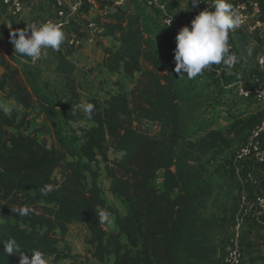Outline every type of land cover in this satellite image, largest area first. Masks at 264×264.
Listing matches in <instances>:
<instances>
[{"label": "trees", "instance_id": "1", "mask_svg": "<svg viewBox=\"0 0 264 264\" xmlns=\"http://www.w3.org/2000/svg\"><path fill=\"white\" fill-rule=\"evenodd\" d=\"M238 1L247 0H229L233 7ZM252 1L259 4L264 21V0ZM132 2L134 12L131 0L123 8L98 2L104 14L93 22L104 28L100 38L115 41L104 48L102 67L114 73L116 86L122 77L130 88L87 98L94 105L91 119L82 109L71 111L82 104L86 88L77 78L76 48L63 42L53 53L55 72L67 93L56 110L54 98L38 85L34 67L22 62L0 37V87L15 102L9 113L0 110V264H19L17 255L3 253L2 244L9 238L29 256L34 249L42 251L51 264L74 260L67 240L74 224L86 229L97 264L219 263L217 238L223 220L209 214V205L220 191L211 176L212 157L225 136L216 128L218 121L202 110L204 93L197 80L175 72V61L145 24L143 6ZM82 25L78 18L70 28L84 38ZM234 37L242 47L250 38L262 41L258 34ZM36 110L52 126L51 143L39 136L41 128H31L30 115ZM57 113L66 123H85L78 127L80 138L60 130ZM263 119L264 110L249 123L260 125ZM99 159L108 191L123 212L108 202L100 185L95 166ZM160 173L162 186L157 184ZM45 185L53 186L46 196L40 192ZM25 205L31 209L28 215L13 211ZM104 208L115 223L110 233L108 223L100 224L97 216Z\"/></svg>", "mask_w": 264, "mask_h": 264}, {"label": "rangeland", "instance_id": "2", "mask_svg": "<svg viewBox=\"0 0 264 264\" xmlns=\"http://www.w3.org/2000/svg\"><path fill=\"white\" fill-rule=\"evenodd\" d=\"M69 4L73 3L75 0H66ZM140 1V0H139ZM165 4L168 8L169 15L173 16L174 23L176 28L181 29L183 26H189L192 19H194L195 15L199 13L200 8L203 7V4L205 5L207 2H212V0H200L203 4H200L197 8H194L191 10L188 0H164ZM142 5V3H140ZM52 5L55 8V4L52 0ZM142 12L144 14V20L145 24L148 27L151 34L156 38L157 42L164 48L166 51V54L171 57V59H174V49L176 47V41L175 36L177 35V32L175 30H171L165 27L164 24V16L160 13H157L155 8H151L148 5H142ZM202 10H204L202 8ZM2 13L6 15L7 11L6 9H1ZM55 11V10H54ZM54 14V13H53ZM82 16V13L79 11L77 17H75V20H77L79 17ZM9 18L10 15H9ZM14 21L21 22L22 17L19 18H12ZM29 23V22H28ZM26 23V24H28ZM89 24V23H88ZM87 24V25H88ZM84 28H86V26ZM26 26V25H25ZM81 26L83 27L82 23ZM25 28V27H24ZM65 38L68 39L67 34H70L72 31V28L70 26H67L64 30ZM0 34L5 35L6 33L0 32ZM75 34V33H74ZM235 36V34H234ZM234 40V41H233ZM235 37L229 38V44L233 45V51L236 53L240 59H242V63L239 66L235 67L232 75H226L224 74V82H237L240 79H244L245 81H249L253 76L258 75V71L254 69L253 66L255 65L252 62V59L255 58L253 53H251V45L248 47H242L239 44L235 42ZM88 41V39L83 40L84 43ZM67 44L68 41L66 40ZM96 48H99L98 46L101 45V48L103 49V43L101 41H98L96 43ZM82 45V46H83ZM108 45H110V41H108ZM103 46V47H102ZM2 48V47H1ZM95 48V49H96ZM96 53V50H95ZM43 57L40 60V64H38L35 68L40 70L41 68H44L43 65ZM100 59V57H99ZM98 58H95L94 67L96 69H100V65H97ZM256 59V58H255ZM42 73V72H41ZM46 74H51L53 76V72L50 69H46ZM43 76V75H42ZM48 76V75H46ZM49 84L47 87L48 91L50 92V95L54 98L55 102L53 103L55 109L57 110V107L59 106V103L62 102V100L66 97V95H63V91L60 90V80L57 81V78L51 77H43ZM119 79V78H118ZM198 82V85L200 87V90L204 93V108L202 109L208 114V118H215L218 123L216 124V128L222 129L225 140L221 147L216 150L214 153L212 159L214 161L215 167L213 171L211 172V176L219 182L220 185V197H224V201L231 199L232 208H229L225 211V219H223V226L227 227V230L230 231L232 222L235 221L236 215L239 213V206L240 202H242V199H246L245 207L248 210V217L244 219L247 220L249 224V229L251 231V237L256 238L257 240L263 241V249H264V228L262 226L263 224V218L264 214L258 215L255 210L249 209L251 203L255 199L257 193L259 192L261 186L264 184V175L262 176L259 174H256L253 172V170H262L264 172V166L262 165H254V164H246L245 168L241 169V171L236 173L235 167L232 166V159L234 154L241 148V146L244 145L246 142L252 128L257 125V123H249V120H251V115L241 114L239 107L236 105L237 97L235 95H224L221 96V88H220V82L221 80L217 79L216 76L211 75L208 71L204 70L202 75H198L195 78ZM40 81H42V78H40ZM124 80L120 78V83ZM220 81V82H219ZM43 83H46L42 81ZM116 82V77H115ZM127 86L125 88L130 87V84L127 82ZM99 94H103L102 92H98ZM239 95V94H238ZM240 98V97H239ZM253 104L248 103L247 107L252 106ZM1 108H4V106H1ZM242 110V109H241ZM243 110H251L250 114H252L254 111L252 108ZM225 111H228L229 114H226ZM210 113V114H209ZM233 115V116H232ZM256 116V115H255ZM250 118V119H249ZM249 119V120H248ZM56 120L58 121V126L60 127V130L64 132L65 134L69 135L72 138H80V134L78 131L79 126H84V124L79 123V126H76L74 123H66L62 120H59V114H56ZM232 121V122H231ZM49 130L51 131L52 126L48 124ZM154 129V128H149ZM41 137L45 138L49 143L54 141V137L49 134H47L46 131H43V135H40ZM79 145L82 143L79 141ZM114 156L110 154V158H113ZM95 166L98 167L100 172V185L104 190L105 196L108 200V202L114 206H116L120 212H123V207L121 206L120 202L113 197L111 193L108 191L109 182L105 175V169L104 164L99 159V163ZM253 166H257L258 168H253ZM251 172L255 174L256 176V182L255 183H249L247 182V175ZM157 184L159 186H162L163 184V174L160 173L159 179L157 181ZM217 194V193H216ZM216 196V195H215ZM243 197V198H242ZM215 198V197H214ZM214 198L211 199L210 205H209V214L214 215V212L217 210V204L212 202ZM236 206L235 209H233V206ZM243 225L242 222V231H243ZM115 229V223L114 219L110 218V222L107 226V231L110 233ZM261 237V239L259 238ZM68 244L71 248V253H76V259L75 261L71 262L72 260L62 261L59 264H97L96 262L92 261L90 259V251L91 248L87 244V240L85 238V235L83 233V230L79 226H72L70 230V235H68ZM62 247V245H61ZM264 252V250H263ZM243 254V251H242ZM225 256V245L223 248V255L222 259ZM263 260H264V254H263ZM51 259H48V264H51ZM248 261H251V258L248 257V260L244 261V254H243V264H248ZM112 264V261L107 263Z\"/></svg>", "mask_w": 264, "mask_h": 264}, {"label": "crops", "instance_id": "3", "mask_svg": "<svg viewBox=\"0 0 264 264\" xmlns=\"http://www.w3.org/2000/svg\"><path fill=\"white\" fill-rule=\"evenodd\" d=\"M84 1V8L82 9L81 13L82 16L79 17V23L87 25L88 23L92 22L93 20H95L97 17L101 16L104 14V12L100 9L99 6V0H83ZM139 1V0H138ZM142 2V5H144L143 0H140L139 3ZM4 8L6 9L7 13L6 15L4 13H2L1 9ZM129 9L134 12V4L131 0V5L129 7ZM55 8L52 5V0H25V8H24V13L21 16V22H16L14 21L11 16L10 10L9 8H7L2 0H0V32H4L6 33L5 35L0 34V37L6 41L13 49L14 46L13 44L10 42L9 36H10V31L11 30H15V29H24L26 23L31 22V21H35V20H40V19H46L50 16L53 15V13H55ZM9 15L11 18H9ZM9 25H11V28H9ZM74 35V30L72 29L70 34H67L68 39L65 38L64 42H66V40L69 42V39L72 38ZM251 42L250 44L247 46L249 48V46L251 45L250 49L252 50L251 53H253V51L255 49L258 50V54L256 55V59H252V62L255 64L253 66V71L255 72V69L258 72L260 71V68H258V60L259 57L264 55V39H261V43H257L256 41H254L252 38H250ZM101 43H103L104 47L103 49L101 48V45H99V48H96L95 46H97V42H89L86 41L84 43V45L79 48L76 49L73 53V59L75 60V62L77 63V78L81 81L84 82L86 84V88L83 91V102L82 103H87V98L89 97H101L104 98L105 96H107V94L109 92H115V91H124L129 89L125 88L127 85V81L125 79H123L124 81L120 83L119 86L115 85V76L114 73H112L111 71H109L106 68L102 67V64L104 62V58H105V52H104V48H110L115 44V41L112 38L109 37H101L100 40ZM108 41H110V45H108ZM234 41V40H233ZM236 42V41H235ZM96 48V49H95ZM96 50V53H95ZM55 50L53 49H45L44 51V58H43V65L44 62L46 65H44V68H41L40 70H38L37 68H33L34 69V76L35 78L38 80V85L44 89V91L47 92V94L50 95V92L48 91L47 87L49 86V84L47 83V81L45 80V78L43 77H49V79L51 77H55L57 78V81L60 80V90L63 91V95H66V90L64 88L63 85V80L62 77L59 76L56 72H55V68L57 65V61L53 56ZM2 53H5L4 50L1 51ZM6 55V53H5ZM18 55V54H17ZM22 62L26 61L27 57H22L20 55L17 56ZM100 57V59H99ZM95 58H98L99 60H97V65H100V69H96L94 67V62H95ZM173 59V58H172ZM174 60V59H173ZM242 59H239V62L237 63L236 67L239 66L240 69V65L242 63ZM31 67V66H29ZM32 68V67H31ZM46 69H50L53 72V76H51V74H46L45 71ZM241 70V69H240ZM3 72V69L0 68V75ZM42 72V73H41ZM43 75V76H42ZM48 75V76H46ZM40 78H42V81L46 82L43 83L42 81H40ZM198 81H196L197 83ZM220 82V81H219ZM198 84V83H197ZM220 88L221 90V96L224 95H235L237 97L236 100V105L239 107L241 114H246V115H251V118L255 117V115H257L259 112H261L262 110H264V103L263 102H255L252 103L253 105L250 107H247L248 104H246L244 101H242L239 98L238 95V90L236 88H233L231 90H224V86L222 85V82H220ZM202 91V90H201ZM98 92H102L103 94H99ZM67 96V95H66ZM15 102L12 99H9L8 97H6V93L5 90H3L0 87V110L5 112L3 110V108H1V106L7 107L9 109V111H7L6 113H9L13 108H14ZM245 107L247 109L252 108V110L254 111L252 114H250L251 110H243L245 109ZM242 109V110H241ZM226 114H229L228 111H225ZM233 116V115H232ZM30 121H31V128H41V132L39 133V136L42 134L43 135V131H46L47 134L51 135V137L53 136V129L50 131L48 124H50L48 122V120L45 118L44 114L40 113L38 110L36 111H32L31 115H30ZM250 119V118H249ZM248 119V120H249ZM232 122V121H231ZM221 131H223L221 129ZM41 137V136H40ZM54 137V136H53ZM43 138V137H42ZM253 168H258L257 166H253ZM253 172H255L256 174H260L262 173V176L264 175V172L262 170H253ZM221 191V190H220ZM220 191L217 192V194L214 195V200L212 202L217 204V210L214 212V216L220 218V219H225V211L229 208H232V205L230 206L231 199L227 200L226 202L224 201V197H220L219 193ZM236 206H233V209H235ZM243 231L241 233V237H240V242H241V247H242V251L244 254V261L248 260V257L251 258V261H248V264H264V260H263V241L257 240L256 238L251 237V231L249 229V224L247 222V220H243ZM226 224H224L223 228L221 229V231L218 234V238H217V244H218V260L219 263H222V255H223V248L224 245L228 242V240L230 239V231L227 230V227L225 226ZM73 226V225H72ZM72 226L70 227V230L72 228ZM74 226H79L82 230L83 233L85 235V238L87 236V231L86 229L80 225V224H74ZM263 226V225H262ZM264 228V226H263ZM264 233V231H263ZM70 235V232H69ZM259 238L261 239V237L259 236ZM71 255L76 259V253L72 252ZM90 259L91 255H90ZM75 260H72L71 262H73ZM92 261H94L92 259ZM95 262V261H94ZM74 263V262H73Z\"/></svg>", "mask_w": 264, "mask_h": 264}, {"label": "clouds", "instance_id": "4", "mask_svg": "<svg viewBox=\"0 0 264 264\" xmlns=\"http://www.w3.org/2000/svg\"><path fill=\"white\" fill-rule=\"evenodd\" d=\"M191 10L197 8L200 0H188ZM209 7L199 11L189 26H183L175 36L176 47L174 49L175 72L180 76L186 74L189 80L202 75L205 69L211 70L213 66L222 65L226 75H232L240 57L231 51L229 33L238 28L241 23L239 12L232 6L229 0H212ZM173 18L169 20L171 24ZM11 28V25H9ZM10 42L14 46V52L22 57L31 58L35 62L42 56V50H59L65 40L62 26L51 20L42 22L39 26L26 24L24 29L10 31ZM82 109L91 119L94 105L82 103L72 107L73 114ZM5 112L9 111L4 107ZM53 190L52 185H45L40 189L46 196ZM19 216H26L31 209L28 206L13 209ZM100 224L110 222L111 213L101 209L97 213ZM5 255H17L19 264H48L45 254L40 250H32L31 255L21 250L15 239L9 238L3 244Z\"/></svg>", "mask_w": 264, "mask_h": 264}, {"label": "built area", "instance_id": "5", "mask_svg": "<svg viewBox=\"0 0 264 264\" xmlns=\"http://www.w3.org/2000/svg\"><path fill=\"white\" fill-rule=\"evenodd\" d=\"M108 3L115 7L123 8L128 5L130 0H106ZM146 4L151 7L158 9L161 16H164L165 27L171 30H175L177 33L180 30L176 28L174 19L169 25V20L173 18L169 15L168 8L163 0H145ZM236 1V0H234ZM3 4L9 8L11 16L14 18H19L24 13L25 0H2ZM55 2V13L46 18L31 21L28 24H34L39 26L40 23L51 20L62 26L64 30L67 26L75 21L79 10L83 6V0H75L73 3H68L66 0H54ZM203 4V2H201ZM210 2H207L200 10L209 7ZM234 8L239 12L241 16V25L229 33V38H233L234 34L244 33L247 35L258 34L261 39H264V21L262 20V11L257 2L252 0H247L244 2H236ZM26 27V26H25ZM87 36L82 38L76 34L69 39L68 45L79 49L83 45V40L88 39L89 42H97L100 39V34L104 31V28L96 22H90L85 29ZM231 51H233V45L231 44ZM1 48V47H0ZM44 50H42V56L44 55ZM40 59L33 62L31 58H26V62L32 66L36 67ZM258 65L263 73V76L257 75L253 76L249 81L238 80L237 82H224V71L222 65L213 66L211 70L205 69L212 75L216 76L217 79L221 80L222 85L225 90H231L236 88L238 94L244 100H253L256 102L264 103V55L259 57ZM60 107H57L59 110ZM233 166L236 169V173L239 174L241 169L245 168L246 164L262 165L264 166V119L260 125L254 127L246 142L241 148L234 154L232 159ZM255 174L249 172L247 175V182H256ZM243 198V197H242ZM239 213L236 215L235 221L232 222L230 230V239L225 244V256L221 264H243V254L240 242V237L242 233V222L248 217V210L245 207L246 199L243 198L240 202ZM249 209L255 210L258 215L264 214V184L261 186L259 192L257 193L255 199L251 203Z\"/></svg>", "mask_w": 264, "mask_h": 264}]
</instances>
